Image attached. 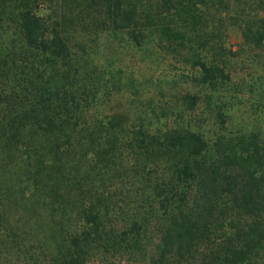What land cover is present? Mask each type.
<instances>
[{
	"label": "trees",
	"instance_id": "obj_1",
	"mask_svg": "<svg viewBox=\"0 0 264 264\" xmlns=\"http://www.w3.org/2000/svg\"><path fill=\"white\" fill-rule=\"evenodd\" d=\"M223 19L264 57V0H0V264H264V122L230 121ZM102 31L188 68L166 124L105 115L93 43L67 37Z\"/></svg>",
	"mask_w": 264,
	"mask_h": 264
},
{
	"label": "rangeland",
	"instance_id": "obj_2",
	"mask_svg": "<svg viewBox=\"0 0 264 264\" xmlns=\"http://www.w3.org/2000/svg\"><path fill=\"white\" fill-rule=\"evenodd\" d=\"M70 6L65 9L67 12ZM72 9V8H71ZM224 29V52H230L228 57V72L231 75V83L228 84L229 89L237 91V100L240 107L239 111H235L231 118V123H248L250 119L257 117L258 122H264V103L259 101L256 96L250 94L245 85L249 82V78L264 76V57L260 53L250 50L241 45L239 31L235 28L227 26L228 21L222 20ZM6 33L7 39L3 36ZM15 31L12 22L8 21L0 25V54L5 55L6 49L8 53L14 51L15 48ZM85 34L74 32L67 33V37L76 42L91 41L93 43L94 61L91 67L94 69V74L103 71L104 82L100 79L96 82V88L101 92L106 93L107 100H103V111L105 115L121 114L134 123L135 116L140 111H150L159 119L161 125L166 124L167 119L171 118L173 111L169 109L171 106L176 107L174 96L184 93L183 89L191 90L190 86H185L184 81H188L191 75L180 61L170 62L166 64H156V67L146 58L144 48H134L133 52L119 49V45L123 43L121 37L113 38L108 31H102L97 35L84 36ZM109 41H108V40ZM93 40V41H92ZM5 41L8 44L5 46ZM91 43V44H92ZM11 49V50H10ZM1 60V58H0ZM91 62V61H90ZM92 63V62H91ZM89 68L79 67L76 71L78 76L82 78L77 83V88L83 89L87 82V70ZM100 69V70H98ZM113 78V84L111 82ZM0 91L5 85L13 87L11 79H8L4 84L1 83ZM102 84H105L104 86ZM237 85L238 87H235ZM86 91L90 89V85L86 84ZM170 102V103H169ZM162 109H167L162 114ZM199 112V111H198ZM197 112V114H198ZM1 116L7 118V111L0 112ZM4 113V114H3ZM254 113V114H253ZM13 114H10L12 116ZM195 113L190 114L193 117ZM155 117V118H156ZM187 118V116H185ZM106 264H132L126 259H112L104 262ZM86 264H100L94 260L88 261Z\"/></svg>",
	"mask_w": 264,
	"mask_h": 264
}]
</instances>
